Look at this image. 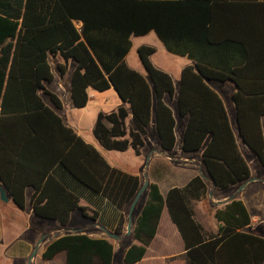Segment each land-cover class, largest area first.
I'll use <instances>...</instances> for the list:
<instances>
[{
	"label": "trees",
	"instance_id": "trees-1",
	"mask_svg": "<svg viewBox=\"0 0 264 264\" xmlns=\"http://www.w3.org/2000/svg\"><path fill=\"white\" fill-rule=\"evenodd\" d=\"M198 7H208L201 21L208 24L211 5L198 0H0V183L17 208L24 209L25 189L31 187L34 215L55 221L62 228L67 226L71 212L79 209V198L52 170L57 164L119 211L139 190L138 177L111 168L42 101L41 90L55 108H61L58 97L43 88V83L52 80L49 54L60 55L65 63L69 59L76 62L71 76V100L76 108L87 105L89 88L98 92L113 88L129 106L135 130L128 132L125 108L98 114L93 134L105 149L122 152L131 147L138 155L153 112L161 148H174V119L163 100L173 96L171 77L152 65V47L137 50L148 78L124 61L131 47L130 37L150 31L167 52L195 61L182 71L177 99L179 114L188 116L183 151L201 149L209 137L202 160L215 187L224 190L249 178L248 165L238 151L223 104L205 83L230 80L237 87L233 98L239 135L264 166L260 123L264 115V66L258 71L243 47H210L213 45L207 37L194 40L207 46H180L185 39L181 31L185 24L194 22L191 16L202 9ZM73 21L81 22L80 31ZM189 91L195 94L189 97ZM205 195L206 186L200 177L182 189L169 190L165 198L155 184H149L133 229L139 245L128 248L125 264L142 260L164 207L183 241L185 264H215L220 249L238 248L241 250L235 252L233 260H249L246 257L250 254L259 264L264 259V240L232 235L250 225L243 204L232 201L217 210L215 218L222 225L215 235H207L194 220L192 208L193 201H201ZM122 226L121 214L116 231ZM59 252L65 253L66 264H112L113 259L108 241L87 235L56 238L47 245L42 258L53 259Z\"/></svg>",
	"mask_w": 264,
	"mask_h": 264
},
{
	"label": "crops",
	"instance_id": "crops-1",
	"mask_svg": "<svg viewBox=\"0 0 264 264\" xmlns=\"http://www.w3.org/2000/svg\"><path fill=\"white\" fill-rule=\"evenodd\" d=\"M197 1V0H195ZM211 5L208 24L201 22L205 15L203 7L197 9L194 22L184 25L181 31L185 39L180 46H207L196 39L207 37L210 47L229 46L245 48L250 55V61L256 64L259 71L264 66V0H198ZM75 28L81 30V22L73 21ZM195 33L202 36H194ZM131 47L125 56V64L145 78L147 73L139 58L129 57L130 52L142 46L152 47L155 52L149 57L152 65L165 73L172 80L173 96L163 98L170 108L174 119L175 145L171 151L161 148L156 130L154 112L143 137L144 146L138 155L131 147L125 151L105 149L93 134V129L99 113L108 115L123 107L128 113L125 119L127 132L135 130L132 114L127 104L123 103L113 88L98 92L92 88L87 90L88 103L83 108H76L71 100V76L77 64L72 59L66 63L58 54L48 55V63L52 74L50 82L43 83V88L55 94L61 102L57 109L49 97L39 91L44 104L50 108L62 121L64 127L70 129L85 144L93 147L105 162L124 174L136 176L139 179V189L144 182L155 184L162 197L174 188H184L194 177H200L206 186L205 198L193 201L194 220L202 227L207 235H215L222 225L215 218V212L222 210L232 201H240L245 207L250 225L237 230L232 235H249L264 240V166L257 156L243 142L239 135L237 124V109L234 93L237 91L233 81H205L207 86L219 97L228 117L229 125L235 138L238 151L248 165L249 178L227 189L220 190L210 179L202 160V152L209 141L206 139L201 149L185 152L182 149L188 116H181L178 111L177 99L184 68L193 66L195 61L186 56H179L166 51L163 43L155 32L150 31L143 36L130 37ZM217 44V45H214ZM138 57V56H137ZM207 61L211 59L207 58ZM61 68L64 71H61ZM195 93L189 91L191 97ZM207 101V98L204 97ZM205 105L211 106L210 103ZM215 108L214 105H212ZM108 127L110 124L105 122ZM261 130L264 139V115L261 117ZM125 138L128 139V136ZM58 165V164H57ZM54 165L58 177L79 198V209L70 214L69 223L62 228L55 221H48L34 215L31 196L33 189H25V206L19 209L9 197L4 203L0 200V264H66L64 252H59L53 259L45 260L42 254L47 245L56 238L65 235H87L92 239H104L112 245V264H125L124 255L132 245H139L133 237V229L139 211L146 201V190L143 191L134 207L133 199L121 211L101 195L93 194L89 189L68 176ZM1 186V183H0ZM84 209V211L82 210ZM85 213V215L83 214ZM123 215V226L116 231L120 215ZM130 224V228L128 225ZM24 227H23V226ZM21 228V229H20ZM239 245V243L237 242ZM235 249H220L215 255V264H257L249 254L246 261H235ZM35 253V254H34ZM184 244L181 236L171 222L167 209L164 207L154 238L146 248L142 260L135 264H185ZM236 258V257H235ZM252 259V260H251ZM264 264V259L259 263Z\"/></svg>",
	"mask_w": 264,
	"mask_h": 264
},
{
	"label": "water",
	"instance_id": "water-1",
	"mask_svg": "<svg viewBox=\"0 0 264 264\" xmlns=\"http://www.w3.org/2000/svg\"><path fill=\"white\" fill-rule=\"evenodd\" d=\"M147 187V182H144V184L142 185V187L138 190V192L136 193L133 202H132V208L134 207L135 203L137 202V200L139 199V197L141 196V194L143 193V191L145 190V188ZM9 195L7 194L5 188L3 187V185L1 184L0 186V200L4 203H7L9 201ZM128 228H130V224L128 225ZM35 254V253H34Z\"/></svg>",
	"mask_w": 264,
	"mask_h": 264
},
{
	"label": "rangeland",
	"instance_id": "rangeland-1",
	"mask_svg": "<svg viewBox=\"0 0 264 264\" xmlns=\"http://www.w3.org/2000/svg\"><path fill=\"white\" fill-rule=\"evenodd\" d=\"M138 55L136 54L135 52V49H133L130 54H129V57L132 58V59H135V58H138L137 57ZM23 226V225H22ZM24 227V226H23ZM21 229V228H20Z\"/></svg>",
	"mask_w": 264,
	"mask_h": 264
}]
</instances>
